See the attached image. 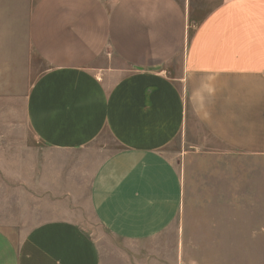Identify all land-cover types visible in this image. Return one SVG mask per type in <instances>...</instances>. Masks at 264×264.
<instances>
[{
    "label": "crops",
    "instance_id": "0c3cea01",
    "mask_svg": "<svg viewBox=\"0 0 264 264\" xmlns=\"http://www.w3.org/2000/svg\"><path fill=\"white\" fill-rule=\"evenodd\" d=\"M10 71L36 143L65 157L38 164L83 171L64 182L84 183L79 206L114 239L182 228L201 158L225 170L212 204L264 213V0H0V79ZM56 206L0 226V264H102L83 214Z\"/></svg>",
    "mask_w": 264,
    "mask_h": 264
},
{
    "label": "rangeland",
    "instance_id": "374dc122",
    "mask_svg": "<svg viewBox=\"0 0 264 264\" xmlns=\"http://www.w3.org/2000/svg\"><path fill=\"white\" fill-rule=\"evenodd\" d=\"M9 74L11 78L0 79V226L18 224L19 228L28 229L32 219L42 222L54 215H48V211L53 210L47 206L48 200H55L59 203L55 211L61 212L69 203L83 214L88 231L101 252L102 264H264V213L245 214L238 203L233 204L231 211L212 204L209 191L218 188V179L225 170L220 163L207 158L187 165L193 173L189 172L186 180L189 196L183 225L178 221L182 228L168 229L145 242L124 243L111 237L88 217L87 210L84 212L79 206V203L85 205L80 194V187L84 185L81 182L83 171L49 167L45 161L38 164L42 158L52 157L62 162L65 157L46 155L36 143L23 116L27 87L17 84L20 80L14 71ZM200 133L202 148H211L209 139ZM239 159L232 156V173H238ZM72 171L77 175L80 173L81 180H68L66 184V174ZM53 173L60 177L54 183L47 180L48 174ZM17 174L23 175V182L16 180ZM54 184L57 191L52 199L48 195L50 191L55 192ZM72 184L76 192L69 199L67 190ZM21 188L23 198L20 197ZM33 193L35 197H32Z\"/></svg>",
    "mask_w": 264,
    "mask_h": 264
}]
</instances>
